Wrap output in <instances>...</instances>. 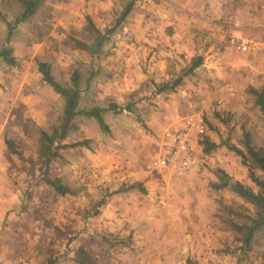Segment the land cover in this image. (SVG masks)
I'll list each match as a JSON object with an SVG mask.
<instances>
[{
    "label": "rangeland",
    "instance_id": "374dc122",
    "mask_svg": "<svg viewBox=\"0 0 264 264\" xmlns=\"http://www.w3.org/2000/svg\"><path fill=\"white\" fill-rule=\"evenodd\" d=\"M23 10L0 0V51L16 58L0 57V264H264V230L248 247L233 225L254 211L233 185L264 177L246 146L264 153V55L230 44L264 42V0H43L10 33ZM93 27L108 33L95 54ZM43 64L78 79L81 109L119 106L109 131L77 115L44 147L65 99ZM189 123L193 168L154 167Z\"/></svg>",
    "mask_w": 264,
    "mask_h": 264
},
{
    "label": "trees",
    "instance_id": "16d2710c",
    "mask_svg": "<svg viewBox=\"0 0 264 264\" xmlns=\"http://www.w3.org/2000/svg\"><path fill=\"white\" fill-rule=\"evenodd\" d=\"M23 5V12L21 15H19L14 24L9 23V32L11 33L14 29V27L21 22H24L26 19H28L35 11L37 6L43 1V0H20ZM130 13V6H128L124 12L122 13V16L118 20V23L125 19L126 16ZM1 15V14H0ZM90 24H92L90 22ZM93 25V24H92ZM95 32V38L94 42L91 45L83 44L86 48H88L93 54L100 51V49L103 47L104 41L108 38V33H102L98 29H95L94 27L91 28ZM113 30H110V32ZM0 57H3L6 62L9 64H16V58L12 56V50L10 48H4L2 51H0ZM202 58L198 57L194 62L192 63L190 69L188 70V73L193 71L196 67H198L202 63ZM42 71L45 75V79L48 83H50L55 90L61 94V96L65 99V107L63 110V113L60 118V123L54 130L52 135L47 134L46 132H42V143L45 148H49L53 145L55 140L58 137L64 136L73 126L72 121L77 115H83L86 117H92L95 118L100 127L105 130L109 131V126L104 118V113L107 110H117L118 105L117 104H110L109 107H92L90 109H81L80 108V89L78 88V79H74L73 83L71 85H64L59 81H56L53 76L50 73L49 66H46L45 64L42 65ZM182 80V77H179L173 84L172 88L177 87V85L180 84ZM257 104L260 106L263 114H264V94H258L257 95ZM128 110L131 111L132 106L129 105ZM86 144L87 142H81V144ZM209 144V143H208ZM247 152L249 154V159L253 163L255 168H258L264 173V153L261 150L255 149L250 142L248 141L247 144ZM214 147V144H209V146L206 148V151H210L211 148ZM243 156H245V153L240 152ZM247 157V156H246ZM253 181L256 183V185L259 187V191L254 190L251 187H247L243 185L240 182H236L233 185L234 191L243 199L247 200L253 205L254 211L252 214L245 215L246 219L243 222H238L233 224L235 230H237L241 234V241L243 245H246L248 247L251 246V243L255 239L256 235L264 230V177H258L255 174H252ZM49 184L53 185L57 192L61 194H65L69 191V188L66 186H62L61 184H58L56 182H48ZM227 181H224L222 185L227 184ZM80 255L83 257L85 253ZM83 260V258H82Z\"/></svg>",
    "mask_w": 264,
    "mask_h": 264
},
{
    "label": "built area",
    "instance_id": "2783aa9c",
    "mask_svg": "<svg viewBox=\"0 0 264 264\" xmlns=\"http://www.w3.org/2000/svg\"><path fill=\"white\" fill-rule=\"evenodd\" d=\"M230 44L242 52H260L264 55V42L231 37ZM193 135L192 123L166 132L168 146L154 158L153 166L170 170L178 176L186 175L195 165Z\"/></svg>",
    "mask_w": 264,
    "mask_h": 264
}]
</instances>
